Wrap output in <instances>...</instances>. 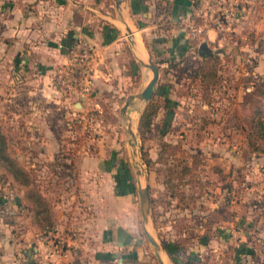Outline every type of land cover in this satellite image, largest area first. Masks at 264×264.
I'll use <instances>...</instances> for the list:
<instances>
[{
	"label": "crops",
	"instance_id": "obj_1",
	"mask_svg": "<svg viewBox=\"0 0 264 264\" xmlns=\"http://www.w3.org/2000/svg\"><path fill=\"white\" fill-rule=\"evenodd\" d=\"M125 2L137 18L136 29L142 37L147 36V41L142 42L144 49H150V53L159 58L173 60L169 67L172 72L179 74L181 71V102H187L186 99L196 102L199 108L196 120L202 119L197 127L204 129L214 117L221 119L218 132L222 135L221 141L203 143L199 147L183 145L193 149L190 156L195 154L198 161L193 166L191 161L185 162L191 170L198 166V170L207 172L218 184L222 181L228 182L226 186L232 183L234 171L242 174L240 179L247 178L248 166L259 164L255 160L257 154L250 152L244 141L242 146L248 155L244 156L242 149L230 142L228 135L237 129L227 119L234 115L235 119L245 122L246 129L249 113L254 105L260 106L256 102L249 108L248 94L253 95L251 92L257 88L256 79L264 78V14L254 13L262 9L244 5L242 17L230 31L209 30L202 39L204 41L192 45L186 35L192 0H169L170 8L160 20L155 17L152 0ZM108 7L107 0H0V119H8L21 134L19 149L23 154H19V162L28 171H33V180L50 206L53 222V229L42 232L33 220L31 209L21 206L11 211L15 216L7 218L9 206L0 199V264H21V255L24 264L151 262L138 235L139 220L141 224L139 202L130 192L115 189V182L122 180L121 171L126 161L120 157L123 147L103 123L92 122L88 115L89 124L101 134L86 150L83 140L74 141L73 132L68 128L74 113L100 112L110 105L109 102L106 104L108 96L124 102L129 94H134L131 89L136 83H133L136 65L132 62L129 65L125 58L119 27L108 15ZM77 39L90 42L98 52L93 94L85 108L76 102L82 101L80 96H58L49 80L50 69L64 60L67 47ZM136 39L138 55L143 57L145 52L149 55ZM199 47L220 57V80L227 81L222 91H219L222 82L218 83L209 104L202 102L198 91L191 96L184 89L188 69L199 65ZM183 55L191 56L194 63L185 64ZM160 64L163 66L165 62ZM11 68H19L25 75V80L17 87L7 84ZM72 101L77 111L71 107ZM191 110V106L186 109ZM241 129L245 131L243 125ZM222 184L217 187L218 192H221ZM222 194L228 197L226 189ZM21 196L25 201L24 192ZM255 207L253 204L247 209L257 211L253 228L248 233L257 229L263 235L258 239L252 237L251 242L246 239L239 243L234 241V264H264V210L261 212ZM214 212H220V208ZM242 212L246 211L240 210L239 216ZM231 213L232 221L237 213ZM14 221L17 222L15 225ZM214 225L216 230L222 226ZM229 230L224 225L225 235H229ZM16 231L18 234L14 237ZM212 236L216 242L223 240L218 233ZM31 244L32 252H29ZM11 249L17 250V259L10 255Z\"/></svg>",
	"mask_w": 264,
	"mask_h": 264
},
{
	"label": "rangeland",
	"instance_id": "obj_2",
	"mask_svg": "<svg viewBox=\"0 0 264 264\" xmlns=\"http://www.w3.org/2000/svg\"><path fill=\"white\" fill-rule=\"evenodd\" d=\"M107 1L110 4L107 13L109 16H112L114 23L119 27L125 58L129 62V65H131V62L133 66L134 64L136 65V71L134 70L133 73L135 74L133 83H136L131 89L134 94L128 95V105L123 111H120L123 101L110 98V96H108L106 100V104L110 103V105H107L100 112L97 110L88 111L89 117L93 120L92 122L103 123L107 131H110L115 141H118L123 147L120 157L126 161L121 171L122 180L115 182V189L122 193L127 191L130 192L138 203L136 189V168L138 166L132 159L130 146L127 143L129 134L126 130V125L129 122L135 135V156L143 167V176L140 177V183L141 185L147 184L151 222L149 229L153 236L162 245L166 244L169 251L176 253V262L178 264H234L233 255H235L234 252L236 247L235 244H233L234 241L239 243L242 242L243 239H246L251 242L253 241L252 237L258 239L260 235H263L262 233L259 234L257 229H255L254 233H248V230H252L253 228L252 223L254 222V216L257 211L254 213L252 211H247V209L255 204L257 206L255 209L259 208L261 212L264 210V202H262L264 199V154L256 155L257 158L255 160L259 163L257 167L255 165L252 167L248 166L247 174H249L247 178L240 179L242 174L234 171L232 183L226 186L225 183L228 182L222 181L221 192H218L217 188L221 184L215 183L207 172L202 173V169L198 170V166L189 172L183 171V173H181V165H184L185 161H191L190 151L193 150L183 145L199 147V145L203 143H219L222 137V135L218 133L220 131L219 127L222 125L221 119L217 120V118L214 117L212 121L206 125L207 128L200 129L197 127L202 119L196 120L199 115V108L196 102L191 99H186L187 102H181V71L178 72L179 74L172 72L169 67L173 60L169 61L167 57L159 58L153 55V53H150V49L147 50L146 47L144 49V43L142 44V42L144 40L145 42L147 41V36L143 35L142 37V35H140V31L136 29V24L138 23H136L137 18L130 13L129 8L126 6V2H123L122 5H125L126 13H124L129 24L128 26L133 31L135 37L139 39L144 52L146 50L149 53V57L157 64L159 73L156 83H160L165 87L166 96L169 100L165 107L163 105L158 109L157 115L155 116L154 127L151 128L143 140H141L137 133V119L146 101L139 98L137 93L138 90L145 85L151 72L148 68L138 63V60L134 56L135 54H133L130 48V43L124 34V28L125 25H127L124 13L123 18L118 17L113 5V0ZM152 4L155 17H159L158 20L162 19L170 8L169 0H152ZM254 5L255 7L257 6L256 8L262 9L259 10L260 12H256L258 10H255V14L261 12L264 14V0H255V3L251 6ZM134 20L135 22H133ZM203 37L204 36L191 38L187 35V39L192 45H198L199 41H204L202 40ZM260 39L261 37L257 39L258 42ZM262 40L264 41V39ZM143 58H146L145 54ZM183 60L185 64L194 63L193 58L189 55H183ZM162 62H165V65L162 66L160 64ZM220 82L222 83L219 91H222V86H225L227 81L220 80ZM256 83H258V86L256 88L257 90H254L255 98L254 91L251 92L253 95L248 94V106L252 108V105L258 102L264 112V78L263 80L260 78L256 79ZM193 87L194 86L191 85L190 82H187L184 88L185 91H187L186 94H191V96H193V93L197 91ZM258 90L262 91L256 92ZM256 95H259V98H257ZM190 106L192 110L186 111L187 107ZM212 106L213 104L211 107ZM164 117V123L161 125V121ZM223 120L226 121V119ZM227 121L234 129H237L232 135H228L230 142L238 149H242L241 152L244 156H248L247 152L244 151L246 149L245 146H242L244 145L245 138L241 125H243L245 129V122L235 119L234 115L230 116ZM0 126L6 137L9 151L19 161V154H23V151L19 149L20 140H22L21 134L17 132V129L12 127L8 119H0ZM90 129L91 131L87 132L90 138L86 140L90 141L91 145H93L94 138L101 133H99L98 129L95 127ZM72 139L76 142L85 141L84 135L78 132L72 135ZM83 141L82 143H84ZM162 141L172 143L174 146L167 147L160 154H157L158 145H161ZM142 154L145 155L144 157L149 158L148 162L144 161ZM161 154L163 155V159L160 157V161H157V155ZM28 172L34 184H32V186L35 188L37 182L33 180V171L30 170ZM225 189L228 191V197L222 194ZM24 191L25 188L16 183L12 177L0 167V199L6 207L9 206L8 212H10V214L7 218H10L12 215L15 216V213L12 214L11 211H15L18 206L26 209L31 208L27 200L22 201L21 195ZM230 200L232 201L230 202ZM230 204H232V206H229ZM225 206L227 207L225 208ZM217 208H220V212L218 213L214 212V210L217 211ZM240 210L246 212H242L241 216H239ZM230 211L237 213L236 219L232 221L230 217L232 213ZM12 219L10 221H13ZM259 221L262 222L263 220ZM16 223V221L13 222L14 225ZM215 223L222 225L219 227L220 230H218V228L216 230ZM224 225L230 228L228 232L229 235L224 234ZM239 226L242 229H240ZM239 229L241 231L243 230V232H239ZM215 233L223 237L221 242H216L211 239V237H213L212 234ZM255 233L257 236H255ZM17 234L16 231L14 237H17ZM138 235L143 242V247L148 251V255L151 258L150 264H159L153 254L151 244L145 238L140 220L138 222ZM32 245L33 244L28 246L29 252H32ZM177 250L178 252H176ZM10 255H14L17 259V250L11 249ZM20 257H22L20 263L24 264L23 256L21 255ZM32 259L34 258L32 257ZM240 259V261L243 260V258ZM166 263L171 264L168 259H166Z\"/></svg>",
	"mask_w": 264,
	"mask_h": 264
},
{
	"label": "trees",
	"instance_id": "obj_3",
	"mask_svg": "<svg viewBox=\"0 0 264 264\" xmlns=\"http://www.w3.org/2000/svg\"><path fill=\"white\" fill-rule=\"evenodd\" d=\"M198 52L201 54L198 66H192L188 69V83L193 85L194 89L199 92L202 102L209 104L212 91L216 88L220 82V63L221 59L215 53L204 50L199 47ZM166 96L165 87L156 83L154 86L153 95L145 102L144 106L140 110L137 119V133L141 140L147 135L151 128L155 125V116L158 109L168 102ZM77 111V110H76ZM89 116L88 112L86 116ZM165 117L162 119L161 125L164 123ZM247 128L244 131V138L247 149L255 154H264V112L257 104L246 118ZM72 132L74 133L75 125H72ZM157 154H160L167 147L174 146L172 143L162 141L161 145H158ZM145 162L149 161L148 157H144ZM147 156V155H146ZM160 157L163 159V155H157L156 160L160 161ZM195 154H191V166L197 163ZM0 167L7 172L12 179L20 186L25 188L24 197L31 205V211L34 222L38 225L39 229L43 232L53 229L52 213L50 206L46 200L39 193L38 189L32 186V178L28 170L17 160L8 149L6 137L0 126ZM191 170L190 165L186 162L181 165V173L183 171L189 172ZM34 185V184H33ZM167 251L171 261L174 264L176 262V253L169 251L166 244H163ZM178 252V250L176 251Z\"/></svg>",
	"mask_w": 264,
	"mask_h": 264
},
{
	"label": "built area",
	"instance_id": "obj_4",
	"mask_svg": "<svg viewBox=\"0 0 264 264\" xmlns=\"http://www.w3.org/2000/svg\"><path fill=\"white\" fill-rule=\"evenodd\" d=\"M255 0H192V7L189 10V22L187 23L186 34L195 38L205 36L209 30L217 33L230 31L233 24L243 15L244 5L251 6ZM98 58V52L93 44L86 40L77 39L71 43L66 50L64 60L53 66L49 71L50 85L53 91L61 97L80 96L76 100L79 105L85 108L90 104L95 85L94 68ZM25 80V75L19 68H11L7 75L9 87H17ZM70 103L76 111L77 107ZM74 133L84 135L83 149L90 147L91 142L87 141L90 128H93L83 114L72 116L68 128ZM73 133V134H74ZM72 134V135H73Z\"/></svg>",
	"mask_w": 264,
	"mask_h": 264
},
{
	"label": "water",
	"instance_id": "obj_5",
	"mask_svg": "<svg viewBox=\"0 0 264 264\" xmlns=\"http://www.w3.org/2000/svg\"><path fill=\"white\" fill-rule=\"evenodd\" d=\"M125 0H113L114 8L117 12L118 17L123 18V9L125 8V5H122ZM124 34L131 45L135 44V40L133 39V31L129 28L128 25H125L124 28ZM127 34V35H126ZM202 46L204 43L201 44ZM138 62L141 66H144L148 68L151 72L150 77L148 78L145 85L138 91V96L143 101H147L154 92V86L158 79V67L156 63L149 57L148 54H146V59L142 60L138 58ZM128 105V99H126L123 104L120 107V111H123L125 107ZM126 130L129 134V138L127 139V143L130 146V153L132 156L133 161L137 164L136 168V189H137V195H138V202H139V210L141 215V225L142 230L145 235V238L147 241L151 244L153 254L159 264H162L163 257H166L171 264L173 262L169 258L168 254L166 253V250L164 246L153 236L149 229L150 222V210H149V197H148V191H147V184L141 185L140 183V177L143 176V167L138 159H136V143H135V135L131 129L130 123L128 122L126 125Z\"/></svg>",
	"mask_w": 264,
	"mask_h": 264
},
{
	"label": "bare ground",
	"instance_id": "obj_6",
	"mask_svg": "<svg viewBox=\"0 0 264 264\" xmlns=\"http://www.w3.org/2000/svg\"><path fill=\"white\" fill-rule=\"evenodd\" d=\"M122 12L123 13L124 12L126 13V9L124 8ZM125 13H124V18L126 20V24L129 25L128 22H127V18L125 16ZM133 39L135 40V44L131 45V49H132L133 53L135 54V56H136L137 59L139 58V59L145 60L146 58L144 59L143 57H141L140 55H138L137 49L139 48V45H138V42H137V39H136L134 33H133ZM145 55H146V52H145ZM166 259H167L166 257H163L162 264H166Z\"/></svg>",
	"mask_w": 264,
	"mask_h": 264
}]
</instances>
